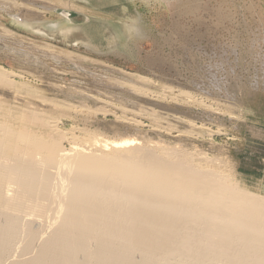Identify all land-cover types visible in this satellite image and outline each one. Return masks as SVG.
<instances>
[{"label": "rangeland", "instance_id": "obj_1", "mask_svg": "<svg viewBox=\"0 0 264 264\" xmlns=\"http://www.w3.org/2000/svg\"><path fill=\"white\" fill-rule=\"evenodd\" d=\"M6 1L0 66L52 101L69 103L48 108L64 112L62 131L184 146L220 158L239 182L264 195V0H71L76 5L57 8L39 2L34 21L42 34L13 20L26 11L23 0ZM64 20L79 28L66 43L51 31ZM85 28H95L94 35ZM133 84L145 95L132 92ZM2 87L3 104L22 106L29 97Z\"/></svg>", "mask_w": 264, "mask_h": 264}, {"label": "bare ground", "instance_id": "obj_2", "mask_svg": "<svg viewBox=\"0 0 264 264\" xmlns=\"http://www.w3.org/2000/svg\"><path fill=\"white\" fill-rule=\"evenodd\" d=\"M23 1L13 20L41 34L36 3L76 5ZM70 23L51 30L64 43L79 29ZM12 75L0 66V85L37 99L0 101V264H264V195L227 163L184 146L62 131L64 112L48 108L69 103Z\"/></svg>", "mask_w": 264, "mask_h": 264}]
</instances>
